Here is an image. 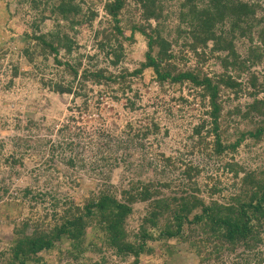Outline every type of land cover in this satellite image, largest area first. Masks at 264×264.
Here are the masks:
<instances>
[{
  "label": "trees",
  "instance_id": "obj_1",
  "mask_svg": "<svg viewBox=\"0 0 264 264\" xmlns=\"http://www.w3.org/2000/svg\"><path fill=\"white\" fill-rule=\"evenodd\" d=\"M90 2L18 0L19 10L22 3H27L35 15L28 29L18 35L22 48L12 53L17 52L19 58L37 69L38 62H52L58 68L60 77L40 82L50 92L72 94L75 101L84 98L81 105H75L78 113L71 117L73 122L80 121L84 113H99L101 97L108 90L117 104L124 101V108L136 113L142 108L139 102L144 89L153 88V84L162 94L170 90L180 93L186 88L206 115L193 127L189 139L194 140L201 154L209 159L216 157L223 172L234 180L233 190L227 191L215 174L203 177V167L194 161L165 152H156L154 158L145 153L139 162L131 160L132 152L128 150L134 140L140 141L142 150L150 138L156 136V141L158 135L169 134L168 129L161 133L159 121L146 115L139 123L127 122L126 140L118 137L106 151L101 152L100 147V159L114 168L136 164L144 171L161 167L181 170L179 184L173 188L170 181L131 178L122 189H88L77 198L53 201L50 213L14 226L9 257L4 262L55 264L46 256H51L65 239L68 256L78 264H125L129 260L127 264H141L143 258L153 259L156 264H188L191 260L194 264H264V147L256 155L261 164L255 169L236 159L243 145L249 150L264 145V81L254 70L264 65V28H260L263 18L257 17L261 4L245 0ZM95 5L103 7L106 25L101 20L94 32L97 52L90 59L102 55L105 66L85 64L82 54L74 57L81 48L75 38L77 27H93L99 17ZM171 6L177 7V12ZM46 20H54L55 30L42 31L41 24ZM241 38L249 42L245 56L236 46V40ZM137 43H142L144 49L139 50L140 60L131 68L124 63L132 62ZM3 48L0 42V51ZM190 55L195 65H190ZM210 60L215 61L220 72L212 75L205 70ZM12 71V78L19 76V67L14 66ZM245 75L248 78L243 83ZM92 86L105 88L95 101L98 111L89 103ZM247 88L251 89L247 91L251 101L244 108L237 105L225 111L226 101L230 102L231 96L239 100ZM175 96L172 101L177 108L190 103L181 94ZM234 117L240 120L232 121ZM231 122L236 126L233 133ZM64 128L69 130L70 124ZM102 136L104 131L100 132ZM49 144L50 164L59 149L60 155L70 152L64 162L73 172L70 180L76 183L79 178L74 172L85 167L84 158L75 154L77 144ZM56 169L60 170L58 164ZM31 193L26 189L24 195ZM42 197L41 193L34 195L37 201ZM137 205L146 208L138 225L130 229L129 219ZM182 246H186L185 254Z\"/></svg>",
  "mask_w": 264,
  "mask_h": 264
},
{
  "label": "rangeland",
  "instance_id": "obj_2",
  "mask_svg": "<svg viewBox=\"0 0 264 264\" xmlns=\"http://www.w3.org/2000/svg\"><path fill=\"white\" fill-rule=\"evenodd\" d=\"M87 1L90 2V0ZM245 1L261 4L262 8L258 11L257 17L263 18L260 28H264V0ZM18 5V0H0V42L4 46V50L0 51V264H6L4 261L9 257L8 253L14 237V226L30 221V219L36 221L39 215L50 213L53 201L77 198L86 193L88 189L97 190L110 186L122 189L127 187L131 178L141 179L145 182L149 180L170 181L173 188L179 184L182 179L181 170L175 171L169 168L165 170L161 167L158 170L150 168L144 171V168L138 167L136 164L134 166L121 164L118 168H114L111 163L100 159L102 154L98 151L100 147V151H106L113 147V142H115L113 140L118 137L122 136L121 138L126 140L128 138L126 134L127 122L139 123L146 115L159 121L161 133L168 129L169 134L167 136L158 135L156 141L154 140L156 136L150 138V142H145L146 148L142 150L140 149V141L134 140L133 143H130L128 150L132 152L133 159L130 158L131 160L139 162L145 153L154 158L156 152H165L185 161H194L196 165L203 167V177L215 174L223 181L227 191L233 190L234 180L226 172H223L216 157L207 158L204 153L201 154L198 149H195L194 140L189 139L193 127L206 118V115L204 109L193 100L186 88L180 93H174L170 90L167 94H162L156 84H153V88L144 89L142 99L139 102L142 108L136 113L125 109L124 101L117 104L111 97L112 91L108 90L106 95L101 97L99 113L87 114V116L84 113L80 121H71V117L78 113L75 105H81L84 98H78L75 101L72 94L59 95L50 92L40 82L43 78L60 77L58 68L52 62H47V64L38 62L37 67L40 69L38 70L36 66L30 65L25 59L19 58L17 52L12 53L13 49L22 48L21 42L18 43V35L23 34L24 30L28 29L35 15V12H30L27 3H22L23 8L21 7L20 10ZM95 6L99 12V17L93 27L87 28L84 25L77 27L78 33L75 38L81 48L80 52L74 54V57L82 54L85 56L83 60L85 64L95 65L99 63L105 66L107 62L103 60L102 55L90 59V56L97 52L94 45V32L101 26V20L104 22L103 25H106L103 7L101 5ZM171 8L172 11L177 12V7L171 6ZM174 23H177V20ZM228 25L229 23H226L225 30H228ZM41 29L44 33L55 30L54 20H46L41 24ZM248 43L245 38L236 40L237 49L243 56L246 55ZM8 48H10V52L6 51ZM142 49H144L143 44L137 43L131 55L132 62H125L124 64H129L131 68L135 67L140 60L139 50ZM4 53V57H1ZM189 58L191 59L190 65H195L191 55ZM14 66L20 68V73L19 76L12 78ZM32 69H34L33 72ZM205 70L212 75L220 72L218 65L213 60L206 64ZM254 70L260 74L264 81V65ZM247 78V75L242 77L243 83L247 82ZM11 79L12 84L10 83ZM148 81L147 78L145 82ZM89 88L90 86H88ZM104 89V87L92 86V92H89V103L94 111H98L95 107L98 93ZM247 91H251V89L247 88L239 100H235L231 96L230 102L226 101L225 111L233 109L237 105L244 108L251 101ZM180 94L189 99L190 102L183 109L175 107L172 101L175 95ZM261 97H264V94ZM232 119V121L240 120L239 117ZM91 122L94 124L92 125ZM68 124H70V129L66 130L64 127ZM231 125V133H233L236 126L234 123ZM240 127L243 128L244 126ZM101 131L105 132V136L100 137ZM49 141L58 145L72 141L77 144L74 147L75 154L85 160V167H78L77 171L74 172L79 178L77 184L70 180V174L73 172L68 169L64 162L66 159L64 157L70 155V152L60 155L61 150L59 149L53 162L51 164L48 162L52 157ZM111 142L112 144H110ZM151 142L153 143L152 148L150 147ZM263 147L264 145H261L249 150L243 145L239 148L236 159L238 162H245L246 165L255 169L261 164L256 155L261 152ZM190 151L195 153L191 155L189 154ZM103 154L106 155L107 153ZM12 155L15 156L13 159H16V162H13ZM116 157H121V155L117 154ZM56 164L59 165V171L56 169ZM108 176H110L109 179H107ZM26 189L32 191L29 196L24 195ZM39 193L43 194V197L37 201L34 195ZM145 208V205L135 206V212L129 219L130 229H134L138 225ZM181 250L185 254L187 252L186 246H182ZM68 251V243L62 239L57 250L51 256L47 255L46 258L55 261V264H78L68 256ZM88 256H92V253H88ZM128 262L130 260L126 261L125 264ZM194 263L191 260L188 264ZM141 264H156V261L143 258Z\"/></svg>",
  "mask_w": 264,
  "mask_h": 264
}]
</instances>
